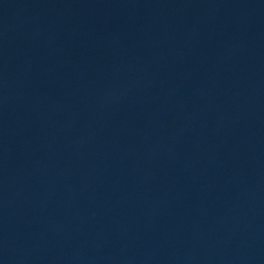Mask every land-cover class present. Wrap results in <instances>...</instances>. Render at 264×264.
Here are the masks:
<instances>
[{"label": "water", "instance_id": "water-1", "mask_svg": "<svg viewBox=\"0 0 264 264\" xmlns=\"http://www.w3.org/2000/svg\"><path fill=\"white\" fill-rule=\"evenodd\" d=\"M0 264H264V0H0Z\"/></svg>", "mask_w": 264, "mask_h": 264}]
</instances>
